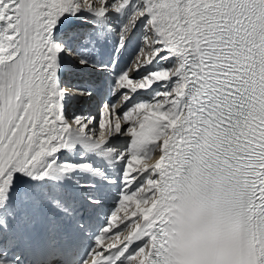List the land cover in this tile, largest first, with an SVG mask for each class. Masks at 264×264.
I'll return each instance as SVG.
<instances>
[{
    "label": "snow or ice",
    "instance_id": "6c2138e0",
    "mask_svg": "<svg viewBox=\"0 0 264 264\" xmlns=\"http://www.w3.org/2000/svg\"><path fill=\"white\" fill-rule=\"evenodd\" d=\"M0 264H264V0H0Z\"/></svg>",
    "mask_w": 264,
    "mask_h": 264
},
{
    "label": "bare ground",
    "instance_id": "6f19581e",
    "mask_svg": "<svg viewBox=\"0 0 264 264\" xmlns=\"http://www.w3.org/2000/svg\"><path fill=\"white\" fill-rule=\"evenodd\" d=\"M92 110H94V111H96V109H95V107H94V105L92 106V108H91Z\"/></svg>",
    "mask_w": 264,
    "mask_h": 264
},
{
    "label": "rangeland",
    "instance_id": "374dc122",
    "mask_svg": "<svg viewBox=\"0 0 264 264\" xmlns=\"http://www.w3.org/2000/svg\"><path fill=\"white\" fill-rule=\"evenodd\" d=\"M88 111H92L93 113H95V111H94V110H92V109H90V110H88Z\"/></svg>",
    "mask_w": 264,
    "mask_h": 264
}]
</instances>
